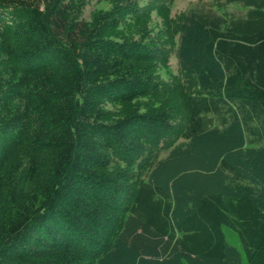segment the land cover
Wrapping results in <instances>:
<instances>
[{
  "label": "trees",
  "instance_id": "1",
  "mask_svg": "<svg viewBox=\"0 0 264 264\" xmlns=\"http://www.w3.org/2000/svg\"><path fill=\"white\" fill-rule=\"evenodd\" d=\"M140 1L0 0V264H239L222 227L264 264V0H196L153 36ZM192 150L179 203L158 164Z\"/></svg>",
  "mask_w": 264,
  "mask_h": 264
},
{
  "label": "rangeland",
  "instance_id": "2",
  "mask_svg": "<svg viewBox=\"0 0 264 264\" xmlns=\"http://www.w3.org/2000/svg\"><path fill=\"white\" fill-rule=\"evenodd\" d=\"M96 1L97 0H91V4L84 11V15H83L84 17H87L90 10H92L95 7ZM140 2L143 4L148 3V2L153 3L151 5V8L155 12L150 13V16H151L150 26H151L152 36H153L158 32H161V33L167 32L168 33L169 32L168 28H170V26L168 25L167 20L171 19L172 25L173 24L175 25L177 23L176 21H177L179 15L184 10L189 8L190 5H192V3L196 2V0H142ZM161 3H163L166 7H168L169 11H167L162 5H160ZM227 11L234 13L236 15H239V14L242 15L243 14L242 9L238 6H229V7H227ZM163 17H166V20H164ZM169 36L172 38V36L170 34H169ZM190 46L192 47V50L194 51V53L196 52V54H198L199 48H200V44L198 42V39L196 41H194L192 43V45H190ZM175 50H176V47L168 49V58H167V60L164 59L165 60L164 67H161L159 69V75H160V78L163 82L170 83V82L174 81L176 76H178V64H177V60L175 57ZM196 57H197V55L195 56L194 62H197ZM158 103L159 102H154L151 105H156L155 107H157ZM175 107H176V108H174L175 114L180 113V117H178V119L180 120L179 122L181 124V123H183L182 120L184 118V115H182V113H181L182 111L180 110V106L177 107V104H175ZM215 140L219 141V139H217L215 137H208V138L204 139L203 141L201 140V143H203L204 145H210V147L213 148L214 146H216L214 144ZM193 150H192L191 154L188 155L191 162L188 164H184L185 166L184 165L181 166V164H178L177 162H174V161H172V163L170 161H169V163H165L164 161H161L158 164L159 167H161L164 170L161 171L162 173L161 172L157 173V176H159V177L155 179L156 182L164 184V183H166L165 181L168 182L173 178L172 179V181L174 182L173 183V192H174V196H175L176 201L179 203L182 199L177 194L179 192L178 188L179 189H181L182 187H186V189L188 187L191 188V187H194L195 184H197V182H199L198 179H195L193 177L183 178V179L181 178V180L177 178L178 173L190 171V170L195 168L196 165H195V162H193L195 159V153L193 152ZM167 152L168 151H166V150H160L159 152H157V155L155 157H151L152 158L151 160H149V158H148L146 161L148 163H145L146 165L144 164L143 169L141 170V176L147 178L149 171H151L152 168H154V166L156 165V162H158L160 159L166 158V156L168 155ZM164 164H166V165H164ZM163 165H164V167H162ZM159 167L157 168V170L159 169ZM246 169H247V167H244V174L246 177L249 178L251 176V174H252L253 179L255 177H257L253 173L250 174L249 172H246ZM169 171H170V174L168 173ZM167 173H168V175H167ZM206 183H207V185H211V191L218 190L220 188L218 185L219 184L218 179L208 180ZM178 184H181V185L179 186ZM202 184H203V182H202ZM177 190H178V192H177ZM221 230H222L224 240H225L227 247L229 249H231L237 255L238 263L239 264H248L244 259V254H243L241 245L239 243V240H238V237L236 236V234L233 233L231 230L225 228V227H222ZM147 240H148V238H147ZM147 240L146 239L140 240V241H138V244H140V243L146 244ZM163 246H165V245H163ZM263 250H264V248H263ZM183 258L186 260L184 264H209V263H204V262L202 263L200 261H198V262L192 261V259H189L186 256H183ZM153 259H154V257H153ZM112 260H113L114 264H124L123 260H120L118 258L114 257Z\"/></svg>",
  "mask_w": 264,
  "mask_h": 264
}]
</instances>
